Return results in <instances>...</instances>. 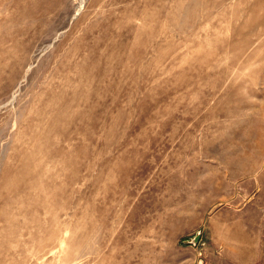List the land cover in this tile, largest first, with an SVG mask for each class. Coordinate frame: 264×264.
Returning a JSON list of instances; mask_svg holds the SVG:
<instances>
[{"label":"rangeland","instance_id":"374dc122","mask_svg":"<svg viewBox=\"0 0 264 264\" xmlns=\"http://www.w3.org/2000/svg\"><path fill=\"white\" fill-rule=\"evenodd\" d=\"M194 257L264 264V0H0V264Z\"/></svg>","mask_w":264,"mask_h":264},{"label":"water","instance_id":"95a60500","mask_svg":"<svg viewBox=\"0 0 264 264\" xmlns=\"http://www.w3.org/2000/svg\"><path fill=\"white\" fill-rule=\"evenodd\" d=\"M200 238V232H197L190 240V243L196 244Z\"/></svg>","mask_w":264,"mask_h":264},{"label":"crops","instance_id":"0c3cea01","mask_svg":"<svg viewBox=\"0 0 264 264\" xmlns=\"http://www.w3.org/2000/svg\"><path fill=\"white\" fill-rule=\"evenodd\" d=\"M184 264H202V261L201 260H198L197 258H192L190 259L189 261H187V263H184Z\"/></svg>","mask_w":264,"mask_h":264}]
</instances>
